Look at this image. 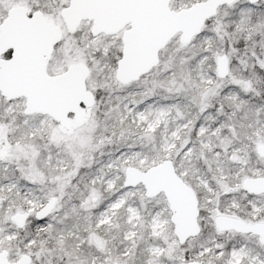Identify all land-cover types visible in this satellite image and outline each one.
<instances>
[{
	"label": "snow or ice",
	"instance_id": "6c2138e0",
	"mask_svg": "<svg viewBox=\"0 0 264 264\" xmlns=\"http://www.w3.org/2000/svg\"><path fill=\"white\" fill-rule=\"evenodd\" d=\"M0 264H264V0H0Z\"/></svg>",
	"mask_w": 264,
	"mask_h": 264
}]
</instances>
